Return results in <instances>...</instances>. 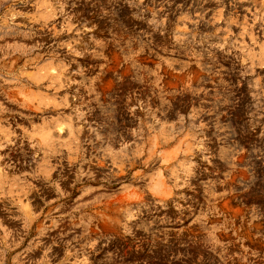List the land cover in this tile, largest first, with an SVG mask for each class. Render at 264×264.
I'll return each instance as SVG.
<instances>
[{
  "label": "rangeland",
  "instance_id": "obj_1",
  "mask_svg": "<svg viewBox=\"0 0 264 264\" xmlns=\"http://www.w3.org/2000/svg\"><path fill=\"white\" fill-rule=\"evenodd\" d=\"M0 264H264V0H0Z\"/></svg>",
  "mask_w": 264,
  "mask_h": 264
}]
</instances>
